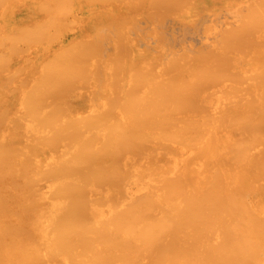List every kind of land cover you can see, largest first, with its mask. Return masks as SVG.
Returning <instances> with one entry per match:
<instances>
[{
	"label": "bare ground",
	"instance_id": "1",
	"mask_svg": "<svg viewBox=\"0 0 264 264\" xmlns=\"http://www.w3.org/2000/svg\"><path fill=\"white\" fill-rule=\"evenodd\" d=\"M0 264H264V0H0Z\"/></svg>",
	"mask_w": 264,
	"mask_h": 264
},
{
	"label": "rangeland",
	"instance_id": "2",
	"mask_svg": "<svg viewBox=\"0 0 264 264\" xmlns=\"http://www.w3.org/2000/svg\"><path fill=\"white\" fill-rule=\"evenodd\" d=\"M221 15H223V14H221ZM221 15H219V17L221 16ZM206 17V19H205V21H202L201 19H204ZM209 17V18H208ZM214 17V16H213ZM208 18V19H207ZM200 20H199V22L197 21H195L196 23H194V24H192V25H189V26H193L192 28H193V30L195 29L196 30V32H192V30L191 29H187L186 31L185 30H183V31H180L181 30V26H180V23L179 22H174V20L172 21L171 19H167L166 20V23H164V27H165V35H167L168 37L170 36H174L175 34V37L173 38V39H177V38H179L178 36H180V34L182 33V36H183V34H184V38L182 37V40H180V39H177L176 41V43H178V40L179 41H181V43H183L184 41V43H186V45H194L195 47H197L198 45H200V42H202V40L204 39H201L202 37H205L204 35H203V33H202V29H203V27H204V25H205V23H206V25L208 24V22H210L211 21V19H212V15H206V16H204L203 18H199ZM221 21H223L224 19H225V16L223 17H221V18H219ZM213 20V19H212ZM170 21H172L171 23H170ZM202 22L204 23V24H202ZM196 24V25H195ZM142 25H144V24H142ZM166 25V26H165ZM172 27L171 28V31H169V33H168V31L167 30H169L170 28L169 27ZM177 26V27H176ZM188 27V26H187ZM195 27V28H194ZM197 27V28H196ZM202 27V28H201ZM172 29H174V30H172ZM174 31V32H173ZM175 31H180L179 33L178 32H175ZM167 32V33H166ZM171 32H173V34L174 35H171L172 33ZM189 32H190V34H189ZM192 33V34H191ZM194 33V34H193ZM172 38V37H171ZM141 44L143 45V43L141 42ZM141 44H140V46H141ZM144 46V45H143ZM178 46V45H177Z\"/></svg>",
	"mask_w": 264,
	"mask_h": 264
}]
</instances>
